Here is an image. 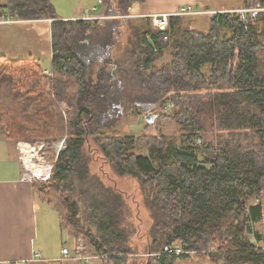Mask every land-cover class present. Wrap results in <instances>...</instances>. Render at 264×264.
Listing matches in <instances>:
<instances>
[{"label":"trees","instance_id":"1","mask_svg":"<svg viewBox=\"0 0 264 264\" xmlns=\"http://www.w3.org/2000/svg\"><path fill=\"white\" fill-rule=\"evenodd\" d=\"M98 1L109 17L104 22L63 20L52 0H0V19L52 20V77L37 58L0 55L7 139L68 138L57 161L50 155L51 179L32 183L36 199L52 206L103 264H175L191 256L264 264L255 231L264 204V12L215 13L208 33L181 34V17L171 18L166 31L149 19L118 18L145 0ZM249 1L250 9L264 7V0ZM168 95L175 108L166 115ZM158 105L156 124L145 121L134 135L109 133L124 111L145 118ZM165 118L177 135L163 134ZM99 156L146 192L152 220L146 252L130 246L136 229L121 196L112 199L118 190L107 191L93 228L73 201L76 175L87 179Z\"/></svg>","mask_w":264,"mask_h":264},{"label":"crops","instance_id":"2","mask_svg":"<svg viewBox=\"0 0 264 264\" xmlns=\"http://www.w3.org/2000/svg\"><path fill=\"white\" fill-rule=\"evenodd\" d=\"M92 7L87 6L84 11ZM183 7L192 8L198 12L232 13L250 10V1L145 0L143 6L132 8V15L144 18L154 14H172ZM98 11L102 15L101 8ZM213 16L201 14L189 18L197 20L200 17H207L209 23ZM31 30L26 23L0 24V55L6 57L5 54H7L10 57L24 59L20 58L24 48L16 39L22 34L30 38ZM22 38L24 43L28 44V40ZM46 48L43 50L38 47L37 49L36 58L42 70L51 67L52 53L49 54L48 43ZM40 60H46L47 64H42ZM15 143L20 142L7 139L4 127L0 125V264H82L72 259H63L62 250L68 244L66 241L70 238L69 231L63 227L58 213L52 206L36 199L33 182L24 180L22 164L15 149ZM261 211V224L256 227L255 231L262 235L261 247L264 249V204ZM41 220H45L48 225L45 232L41 230ZM73 238L77 239L74 235ZM250 240L254 241V236L250 237ZM37 254H40L41 258H36ZM183 259L193 264H213L208 258L194 256L178 259L175 263Z\"/></svg>","mask_w":264,"mask_h":264},{"label":"rangeland","instance_id":"3","mask_svg":"<svg viewBox=\"0 0 264 264\" xmlns=\"http://www.w3.org/2000/svg\"><path fill=\"white\" fill-rule=\"evenodd\" d=\"M52 5L55 8L56 16L63 20H81L84 12L88 10L91 11L92 8H97V11H91V14L94 17L100 18L99 20H97L98 22H104L109 18L100 15L101 12L98 10L101 8L102 11V7L100 6L98 0H52ZM87 6H91V7L94 6V7L86 9L84 11V9ZM198 13H199L198 15L201 14L215 15L214 12H210V11L198 12ZM130 14L132 18H126V19H149L148 17L143 18L139 15L134 16L132 15V13ZM78 15L80 16L77 17ZM154 15H160V14H154ZM198 15L196 14V16ZM181 18H182L181 26L179 27V31L181 34H184L186 31H197L201 33H208L209 23L207 22L208 20L207 17H200L197 18V20L195 18H189L188 16ZM13 19L14 21H21V22H13L12 21ZM1 21H7L12 23H0V24L20 25L26 23L27 25H29V27H31L32 30L31 33H29V36L32 40H30V38L25 36L24 34H22V36H18V38L16 39V41L24 48V52L22 54V57L20 58H36L38 47L43 50L47 49L46 48L47 43H48L49 54L52 53V44H51L52 41H51V31H50V23L52 20L22 21V20H17L15 18H9V20L5 18V19H0V22ZM136 21H142V20H136ZM22 37L28 40V44L24 43ZM5 56L8 59H17L14 57H10L7 54H5ZM40 61L42 62V64L47 62L46 60H40ZM45 70L46 69H43V71ZM205 70H209V66H206ZM62 110L63 111L67 110L66 105H62ZM142 112H144L143 109ZM160 112H161V107H159L158 105L154 108L153 107L150 108V110L146 112L147 114L146 115L144 114V117L147 116L154 117V119L151 121L153 124H156V122L159 121L158 115L160 114ZM163 113L165 112L163 111ZM165 114L167 115V113ZM144 122H145V118H136L134 117L133 113L132 114L130 112L126 113V111H124L123 115L120 116L119 118V122L116 128L109 131V133L111 134L115 133L117 135L122 136L124 134H128L129 132L134 135V133H136L143 126ZM160 122L162 123L163 134L177 135L176 126L169 118H165L164 121L161 120ZM60 139L62 138L57 139L53 143H56ZM53 143L48 144L50 147H48L47 150L44 151L49 161H50V155L53 154V150L51 147ZM19 144L27 145V146L31 145L32 149L37 145H39V143L36 144H31L26 142L15 143V149L17 152H18L17 148ZM32 149L30 150L28 149V150L31 151L32 153L34 152V150L32 151ZM137 153L141 155L147 154L146 152L139 153V150H137ZM33 155L35 154L33 153ZM42 156L43 153L39 155V157ZM22 172H24V169H22ZM89 172H90L89 177L83 180H79V178L76 175V179L74 181L75 189L72 194L73 201L79 207L80 215L83 221L86 223V226L91 228L94 227L98 218L102 216L100 202H106V200L108 199L107 191H109L110 189H116L118 190V192L111 193L112 199L113 198L118 199V195L121 196V198L118 201L120 200L124 201L123 203L126 205V210L128 209L130 213V217L127 216V219L130 223H132L133 227L136 229V233L129 238L130 246L138 254L146 252L147 244H148L147 238H148V233L152 226V220L150 217V211L148 209L149 205L146 197V192L144 191V189H142L143 187L140 184L139 180L136 179V177L134 178L131 176L130 177L119 176L115 168L111 164L105 163V161L101 156H99L97 161H95V163L91 165ZM109 198L111 199L110 195ZM124 224L125 227L127 222L124 221ZM40 226L42 232L43 230L45 232L48 225L46 224L45 220H41ZM68 234L70 235V238L69 241H66L68 243L66 244V246H68V249L70 250V248L73 247V244L78 246L80 242L78 243V241H76V239L73 238L74 235L73 233L69 231ZM84 246L86 249L85 254L93 256V259H91L88 263L84 261L83 262L79 261V263L81 262L82 264H103L102 262L103 260L99 256H97V254H95L93 247L89 245L88 241H85ZM175 264H193V263L183 259L182 261Z\"/></svg>","mask_w":264,"mask_h":264},{"label":"built area","instance_id":"4","mask_svg":"<svg viewBox=\"0 0 264 264\" xmlns=\"http://www.w3.org/2000/svg\"><path fill=\"white\" fill-rule=\"evenodd\" d=\"M99 4H101V1H99ZM89 11V10H88ZM84 12L81 21H97L100 18L94 17L91 14V11H97V8H92L91 11ZM264 12V7H255L253 9H250L248 11H239V13L242 17L243 15L247 13H260ZM131 9H129V14L126 16L119 17L120 19H126V18H132L131 17ZM224 13V11L222 12ZM199 13L196 10H193L192 8L183 7L180 8L178 11L172 14H160V15H151L149 16V20L151 21V24L154 29H157L158 31H166L169 28V22L171 18H180V17H192L196 16ZM215 14V13H214ZM91 15V16H90ZM12 18V17H9ZM8 18V20H9ZM13 22H21V21H14ZM0 23H12L7 21H1ZM51 69H46L44 71L45 75L47 77H52V73L50 71ZM175 105L173 103V100L171 99V95H168V99L165 103V106H163V110L167 114H171L174 111ZM27 147L28 149H32L31 145H20L18 146V154L20 156V161L22 164V169H24L23 172V178L26 181L34 182V181H41V182H47L51 179L52 172H53V164L47 159L46 153H44L45 150H47L48 147H50L47 143H39L36 147H34L32 150H34L35 158L33 159V163L29 162V167L26 166V161H28V157H25V155L22 153V148ZM53 150V157L55 158V161L58 160L60 154L64 153L67 150L68 147V138L64 137L60 140H58L56 143H53L51 145ZM43 153L42 157H39V155ZM78 241L79 245H74L70 250L68 249V246L64 247L62 250L63 259L64 260H74V261H84L88 263L91 259H93V256L86 255V249L84 246L85 240L84 238L80 237L76 239ZM175 254L179 255L182 252L180 250H176L174 252ZM36 258H41L40 254L36 255Z\"/></svg>","mask_w":264,"mask_h":264},{"label":"bare ground","instance_id":"5","mask_svg":"<svg viewBox=\"0 0 264 264\" xmlns=\"http://www.w3.org/2000/svg\"><path fill=\"white\" fill-rule=\"evenodd\" d=\"M30 150V149H29ZM28 149H27V147H23L22 148V153L25 155V157H28V161H26V166L27 167H29V162H32L33 163V159H36L35 158V155H33V153H31V151H29ZM33 151V150H32ZM31 155V157H30V155Z\"/></svg>","mask_w":264,"mask_h":264},{"label":"water","instance_id":"6","mask_svg":"<svg viewBox=\"0 0 264 264\" xmlns=\"http://www.w3.org/2000/svg\"><path fill=\"white\" fill-rule=\"evenodd\" d=\"M150 108H152V107H150ZM148 110H149V108H148ZM147 110V111H148ZM154 119V117H151V116H147V117H145V121H148L149 123H151V120H153Z\"/></svg>","mask_w":264,"mask_h":264},{"label":"flooded vegetation","instance_id":"7","mask_svg":"<svg viewBox=\"0 0 264 264\" xmlns=\"http://www.w3.org/2000/svg\"><path fill=\"white\" fill-rule=\"evenodd\" d=\"M148 110V109H147ZM149 110H150V108H149Z\"/></svg>","mask_w":264,"mask_h":264}]
</instances>
